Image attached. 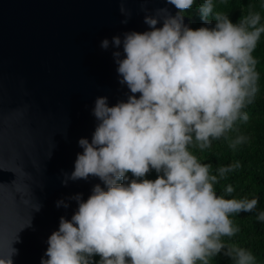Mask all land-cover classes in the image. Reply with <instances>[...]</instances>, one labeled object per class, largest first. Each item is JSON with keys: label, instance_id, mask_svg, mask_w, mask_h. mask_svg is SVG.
I'll return each mask as SVG.
<instances>
[{"label": "clouds", "instance_id": "obj_1", "mask_svg": "<svg viewBox=\"0 0 264 264\" xmlns=\"http://www.w3.org/2000/svg\"><path fill=\"white\" fill-rule=\"evenodd\" d=\"M166 2L177 9L176 15L143 9L150 30L112 37V45H122L124 53L121 58L120 51L113 52L119 82L131 95L113 106L107 97L96 98L98 124L91 142L79 139L83 152L62 181L95 176L105 187L94 185L87 200L80 194L70 197L78 208L70 220L60 217L41 264H209L221 253L235 264H255L249 249L223 238L240 231L231 217L255 211L258 198H234L231 185L224 189L226 195L215 189L240 164L212 174V166L190 149L227 140L237 122L248 121L246 109L260 79L253 53L264 34L261 14L251 12L233 23L227 15L213 13L212 0H205L201 17L207 21L212 16L215 25L192 29L183 13L195 0ZM120 12L129 15L123 6ZM100 48H109L107 38ZM246 139L238 135L229 147ZM153 169L156 179H145ZM61 205L68 207L57 201ZM257 220L264 222V211ZM15 253L0 252V264H12ZM97 255L100 260L94 262Z\"/></svg>", "mask_w": 264, "mask_h": 264}, {"label": "water", "instance_id": "obj_2", "mask_svg": "<svg viewBox=\"0 0 264 264\" xmlns=\"http://www.w3.org/2000/svg\"><path fill=\"white\" fill-rule=\"evenodd\" d=\"M143 9L177 13L166 0H0V252L15 249L12 264H41L60 217L78 208L70 197L105 187L95 176L62 181L83 152L79 139L91 142L96 98L113 106L131 95L113 57L123 47L111 41L150 30Z\"/></svg>", "mask_w": 264, "mask_h": 264}, {"label": "trees", "instance_id": "obj_3", "mask_svg": "<svg viewBox=\"0 0 264 264\" xmlns=\"http://www.w3.org/2000/svg\"><path fill=\"white\" fill-rule=\"evenodd\" d=\"M205 0H195L192 8L183 15L187 17L189 27L192 29L201 26L214 27L215 21L209 16L207 21L202 19L199 8ZM213 13L227 15L233 23L247 16L251 12H259L264 23V0H212ZM257 59V71L260 74L258 92L254 102L248 105L246 111L249 119L245 123L237 122V131L229 133V139H219L212 142L208 149L200 150L193 146L190 150L202 163L210 164L212 174L222 166L240 164V167L226 174L225 178L219 179L215 185L218 195H226L224 189L231 185L234 189L232 197L249 199L258 198L255 211L233 215L236 226L240 231L233 237H224L226 244H234L249 249L255 257V264H264V222L257 220V213L264 211V34L253 53ZM243 135L247 139L235 149L229 147L230 140ZM157 172L153 169L144 177L155 180ZM130 179L132 174L128 173ZM231 198V197H228ZM93 261L98 262L100 257L93 256ZM199 264V262H198ZM209 264H235V261L221 253L210 259Z\"/></svg>", "mask_w": 264, "mask_h": 264}]
</instances>
